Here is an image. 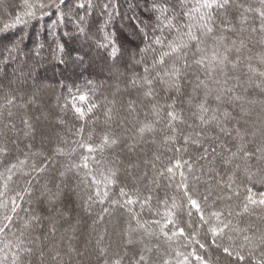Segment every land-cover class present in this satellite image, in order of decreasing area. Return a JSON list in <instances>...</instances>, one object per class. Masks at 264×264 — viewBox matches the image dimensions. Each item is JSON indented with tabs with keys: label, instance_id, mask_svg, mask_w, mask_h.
Returning <instances> with one entry per match:
<instances>
[{
	"label": "trees",
	"instance_id": "16d2710c",
	"mask_svg": "<svg viewBox=\"0 0 264 264\" xmlns=\"http://www.w3.org/2000/svg\"><path fill=\"white\" fill-rule=\"evenodd\" d=\"M81 2L86 4L85 9L68 13L62 21L58 22L56 15H49L0 32V132L3 133L0 134V147L6 146L8 149L7 156L0 154V173L7 175L5 167L9 162L27 159L23 168L15 170L6 189L4 178L0 177V192L4 193L0 196V264H12L13 253L17 252L20 255L19 264H39L42 258L37 254L41 250L44 252V264H69L72 255L81 258L74 264H104L105 260L112 264L116 259H121L122 264H136V253L144 254L147 264H164L165 261L168 264H179L194 249L197 254L216 261V264H226L219 249L213 246H209L207 250L200 249L195 243L197 238L203 242L205 232L199 228V217L195 210H191V217L188 215L190 209L186 201H183V194L174 187L180 180L178 171L175 180L171 181L167 174H159V170L174 163L176 159H191L195 162L198 155L196 150L190 147L187 153H178L163 146L164 132L160 131L164 127L163 112L155 134H145L142 139L137 135L138 127L143 122L155 120L156 117L151 113L149 102L143 98L142 90L131 82L134 77L143 74L144 64H136L130 57L135 54V59L139 60L140 50L150 45L155 36H168V30L163 33L156 30L157 14L147 11L151 0H111L113 7L107 13L102 7L106 0H92L91 8L87 7V0ZM194 2L195 0H184L185 5H192ZM168 3L175 4L174 11L179 23H185L187 18L180 17V13L184 11L180 3L177 0H168ZM237 3L260 6L259 0H237ZM22 4L23 0L0 2V28L4 23H10L17 12L23 11ZM77 15L83 17V21ZM249 16L251 24L252 14ZM130 17L136 18L135 23ZM229 19L234 24L238 23L239 16L235 8ZM140 21L147 26L146 38L135 30L142 26ZM216 23L219 28V20ZM78 27H83L85 32L80 33ZM226 35L229 39L236 38L232 33ZM105 37L113 43L109 44ZM13 43L18 45V49L8 58L6 48H11ZM211 43L209 39V46ZM61 45L63 52L60 51ZM113 46L125 53L122 59L112 57ZM156 47L159 51L158 46ZM262 52L264 43L257 37L248 44L244 55L253 58L251 62L254 67H261L258 64V54ZM85 53L88 55L83 64L74 62L77 54L84 56ZM116 55L120 57L121 52L118 51ZM153 55L151 50L144 53L147 63H151ZM5 58H8L7 64L4 63ZM114 63L118 71L112 70ZM29 70L31 76L28 75ZM194 71L195 69L189 73L190 80L194 79ZM229 75L239 77L241 87L236 89L237 93L245 96L246 101H256L253 104L245 102V107L250 110V116L245 118L249 123L241 122L243 128L251 130L253 121L259 126L260 119L264 118L260 103L264 100V95L260 89L249 86L251 74L246 66L235 71L229 70ZM229 83L235 84L236 80H230ZM157 91L160 93L159 103L164 104L165 97L169 94L159 88ZM12 96L15 100L9 105L7 98ZM130 104H134L135 111L130 109ZM76 108L84 112L83 118H80ZM181 108L184 109L188 123H192L187 104L178 100L177 109ZM230 110L234 114L240 112L235 104ZM24 120L30 122L31 128L23 123ZM5 125H14V128L9 130ZM180 127L185 128L184 125ZM81 128L83 133L79 132ZM25 132L31 134L26 136ZM105 134L117 138L118 143L101 151L97 146L101 144ZM88 144L95 151L89 153L82 146ZM182 145L183 140L178 138L174 147L180 148ZM57 148H63L65 154L57 153ZM84 157H88L87 161ZM131 158L137 159L134 165ZM33 163L46 164L45 171L33 172ZM85 163L87 168L83 167ZM153 163L155 167L152 166ZM74 165L80 167H73ZM201 165L206 167L207 162L199 161L195 163V168L198 170ZM112 171L117 173L116 183L107 184L109 201L101 204L95 193L97 189L101 193L105 190L106 178L111 177ZM26 172L31 175L26 176ZM61 172L65 175L61 176ZM194 175H200V172L197 171ZM239 181H243L242 175ZM189 183L194 185L195 196H209V200L203 204L205 211L209 210L218 191L215 183L209 182L207 175H200L198 181L189 175ZM170 184L173 186H169ZM58 187L63 192L72 193L71 211L64 216L67 220L72 216L75 219L68 239L60 231V221L64 219H59L60 217L55 223V235H51L49 231L42 235L51 211L47 193L49 190L56 192ZM121 187L134 199L139 197L141 202L149 193L152 195V200L143 207L139 202L132 206L145 228H138L136 239L140 242L131 246L126 244L123 234L130 216L125 209L114 207L110 203L112 199L123 201L124 198L119 196ZM248 187L252 188L254 194L264 192V184H248ZM240 192L242 199L243 187ZM89 196L93 200L89 201ZM173 197L177 204L184 202L183 209L172 208ZM13 200L18 205L15 212H12ZM165 200L168 201L167 206ZM238 203L234 198L232 207L235 209ZM105 207L109 208L108 213L102 212ZM217 207L223 208L224 205L217 202ZM168 211L176 213V226L168 225L164 228L168 233V236H164L160 228L166 222L165 213ZM34 215L42 218L43 228L31 221L30 218ZM101 215L104 217L102 221L98 219ZM6 217L12 219L9 221ZM91 217L92 221L89 220ZM249 219L251 218L247 216L242 217L241 222L245 223ZM155 221L159 223H154ZM132 226L137 227L134 220ZM177 227L185 229L184 236L172 235ZM58 233L57 247L62 251L60 262L52 259L50 243ZM37 236L41 239L36 240ZM100 236L104 239L98 245ZM21 241L22 247L33 248L31 255L16 248V244ZM69 245L75 251L69 253ZM79 245L84 249L79 251ZM99 247L107 249L106 256H99ZM189 264H197L194 257L189 256Z\"/></svg>",
	"mask_w": 264,
	"mask_h": 264
},
{
	"label": "snow or ice",
	"instance_id": "6c2138e0",
	"mask_svg": "<svg viewBox=\"0 0 264 264\" xmlns=\"http://www.w3.org/2000/svg\"><path fill=\"white\" fill-rule=\"evenodd\" d=\"M259 2V7H252L237 3V0H195L192 5H185L184 0H177V3H180L181 7L184 8L180 17L187 18L186 22L181 24L175 15V4L169 5L168 0H151L147 11L150 14H157L155 17L156 30L162 33L164 30H168L169 35L155 36L150 45L140 50L141 58L139 60L135 59V54L130 57L136 64H144L143 74L137 75L131 82L133 86H139L142 90L143 98L149 102L151 113L156 117L155 120L143 122L138 127L137 135L142 139L145 134H155L157 125L161 122L160 114L163 112L164 127L160 129L164 132L163 146L178 153H187L190 147L196 150L198 155L195 162L191 159H176L174 163H170L169 166L159 170V174L161 176L167 174L171 181L175 180L178 171L180 180L175 183L174 187L177 191L182 192L183 201H186L190 209L188 215L191 217L193 214L191 210L194 209L199 217V228L205 232L203 242L197 238L195 243L199 245L200 249L207 250L209 246L219 249L226 264H264V192L254 194L252 188L248 187V184H264V118L260 119L259 126H256V122L253 121L251 130L241 126L242 121L244 124L249 123L245 118L250 116V110L245 107V102L253 104L256 101H246L245 96L237 93L236 89L241 87L239 77L229 75V70L235 71L241 66H246L248 73L251 74L248 80L249 86L260 89L261 94L264 95V52L258 54V64L261 67H254L251 62L253 58L244 55L251 40L258 37L259 41L264 43V0H259ZM85 7L86 4L81 0H75L74 3L72 0H23V11L17 12L10 23H4L0 32H5L20 24H26L31 19H42L49 15H56L59 22L68 13L85 9ZM87 7H93L92 0H87ZM102 7L107 13V10L113 7L111 0H106ZM233 8L237 10L239 16L238 23L235 24L229 19ZM5 11L7 10L5 9ZM249 14H252L251 24L249 23ZM77 18L81 21L84 19L78 15ZM129 19L135 23V17ZM217 20H219V28L216 23ZM140 25L142 26L135 30L146 38L147 31L145 29L147 26L143 25L142 21H140ZM78 31L84 33L85 29L78 27ZM227 33H232L236 38L229 39ZM105 39L108 40L109 44L113 43L108 37ZM209 39L212 41L211 46L208 44ZM156 46H158L159 51H157ZM59 47L60 51L63 52V46ZM17 49L18 45L15 43L11 48H6L8 58H11L12 53ZM149 50L154 53L150 64L144 59V53ZM118 51L121 52L120 57L116 55ZM124 54L115 46L112 47L111 55L114 59H122ZM87 55V53L84 56L77 54L74 62L83 64ZM8 58L4 59L5 64H7ZM193 69H195L192 72L194 79L190 80L188 78L189 73ZM112 70H119L115 63ZM28 75L31 76V70H29ZM233 79L236 80V83L230 85L229 82ZM158 88L169 94L165 97L164 104L159 103ZM172 93L175 95H171ZM14 100V96L9 97L7 103L11 105ZM178 100L182 104H187L192 123H188L185 118L184 109H177ZM260 103L261 109L264 111V100ZM233 104L239 107V114H234L230 110ZM130 109L135 111L134 104H130ZM76 112L80 114V118H83L84 112L80 108H76ZM9 116H11V112H9ZM109 119H111L110 115ZM23 123L31 128L28 120H24ZM181 125H184L185 128H181ZM5 127L12 130L14 125L11 127L5 125ZM79 132L83 133V129L81 128ZM0 134L3 133L0 132ZM30 134V132H25L26 136ZM178 138L183 140V145L180 148L174 147ZM117 143V138L105 134L101 144L97 147L103 151L105 147H111ZM82 146L86 147L89 153L95 151L91 144ZM29 147L31 146L29 145ZM56 152L65 154L63 148H57ZM0 154L8 155L6 146L0 147ZM83 159L87 161L88 157ZM157 159L159 158L157 157ZM199 161H206L207 166L201 165L197 170L195 163H199ZM26 164L27 159H23L16 163L9 162L6 165L5 172L7 175L0 173V177L5 180V189L8 186L7 182L13 179L15 170L18 167L23 168ZM87 166V163L83 165L85 168ZM152 166L155 167V164L153 163ZM73 167L80 166L74 165ZM45 168L46 164L44 163L31 165V170L37 173L44 172ZM197 171L200 172V175L209 176V182H214L215 188L218 190L216 191V199L207 211H205L203 204L209 200V196L205 195L202 198L195 196L193 194L194 185L189 183V175H192L193 179L197 181L200 179V175H194ZM24 174L26 176L31 175L30 172ZM60 175L64 176L65 173L61 172ZM241 175L243 181L238 182ZM116 176L117 173L112 171L111 177L106 178L105 190L102 193L99 189L96 190L95 195L99 203L104 204L109 201L107 184L114 185ZM169 186L173 185L170 184ZM241 187L244 188L242 199ZM3 195L4 193L0 192V196ZM71 195V191L63 192L59 187L56 192L49 190L47 200L51 211L64 218L65 214L71 211ZM119 196L124 198L122 202L118 199H112L110 203L114 207L125 209L130 216L128 227L123 234L126 238V244L131 246L140 242L136 239L138 228H145L132 206L139 202L143 207L152 200V195L149 193L141 202L139 197L134 199L121 187ZM234 198L239 201L235 209L231 204ZM88 200H93V197L89 196ZM183 201L177 204L173 197L172 208L183 209L185 206ZM217 202L222 203L224 207H217ZM12 203V212H15L18 205L15 204V200ZM164 203L167 206L168 201L165 200ZM102 212L108 213L109 208H103ZM175 215L176 213L172 211L165 213L166 222L160 228L164 236H168L164 228L168 225L176 226ZM245 216L251 219L242 223L241 218ZM103 218V215L98 217L101 221ZM6 219L10 221L12 218L6 217ZM30 219L37 226L43 228L42 218L39 215H34ZM47 219L50 220L49 233L55 235V216L47 217ZM133 220L137 227L132 226ZM154 223L158 224L159 221ZM145 230L147 231V229ZM184 233L183 227H177L172 235L184 236ZM40 239V236L36 237V240ZM103 239L104 237L100 236L97 244L99 245ZM22 244L23 241L18 242L16 248L20 252L31 255L33 248L22 247ZM72 251L75 249L69 245L68 252L71 253ZM52 252L54 261H62L61 251L53 249ZM98 253L99 256L104 257L107 254V249L99 247ZM136 255H138L136 264H147L144 254L136 253ZM40 256L41 258L44 256L42 250ZM189 256L194 257L197 264H216V261L210 257L205 258L197 254L195 249L189 253ZM189 256H184L179 264H189ZM19 261V252L13 253L12 264H19ZM104 264H109V262L105 260ZM112 264H122V260L116 259L112 261ZM164 264H168V262L165 261Z\"/></svg>",
	"mask_w": 264,
	"mask_h": 264
},
{
	"label": "rangeland",
	"instance_id": "374dc122",
	"mask_svg": "<svg viewBox=\"0 0 264 264\" xmlns=\"http://www.w3.org/2000/svg\"><path fill=\"white\" fill-rule=\"evenodd\" d=\"M127 41V40H126ZM127 43L128 44H130L128 41H127ZM131 160V162H132V164L134 165L135 164V161L137 160V159H133V158H131L130 159ZM130 160H129V162H130ZM133 169H134V167H133ZM141 171L143 170V167H141V169H140ZM136 171V170H135ZM74 193V192H73ZM50 214H49V217L50 216H55V221H57L58 220V217H60L59 215H56L55 213H53L52 211H50L49 212ZM96 216V215H95ZM59 219H61V217L59 218ZM47 221H46V227H44V231H42V235H44V234H46V232H48L49 231V224H50V220L49 219H46ZM74 217L72 216V218L70 219V220H67L66 218H64L63 220L61 219V227H60V231H62L63 232V235H64V238H66V239H68V237H70V230L72 229V227L74 226ZM90 221H92L93 220V217H91V219H89ZM50 235V234H49ZM48 235V236H49ZM58 236H56V237H54V238H52L51 240H50V243H51V253L53 254V252H52V250L53 249H57V250H59V251H61V249L59 248V247H57V240L59 239V233L57 234ZM65 242V241H64ZM49 243V244H50ZM67 246V245H66ZM46 248H47V246H46ZM45 249V248H44ZM81 249H84V247L82 246V245H79V251H81ZM62 252V251H61ZM81 253V252H80ZM37 256L38 257H40V252L37 254ZM44 258H42V262H39V264H44V260H43ZM71 262L69 263V264H74V262H77V260H80L81 258H80V256H77V257H75L74 255H72V257H71Z\"/></svg>",
	"mask_w": 264,
	"mask_h": 264
}]
</instances>
